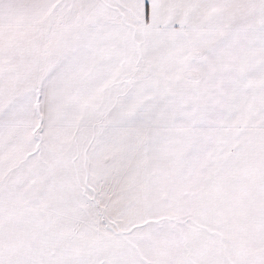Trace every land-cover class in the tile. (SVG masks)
I'll use <instances>...</instances> for the list:
<instances>
[{
  "label": "snow or ice",
  "instance_id": "1",
  "mask_svg": "<svg viewBox=\"0 0 264 264\" xmlns=\"http://www.w3.org/2000/svg\"><path fill=\"white\" fill-rule=\"evenodd\" d=\"M0 264H264V0H0Z\"/></svg>",
  "mask_w": 264,
  "mask_h": 264
}]
</instances>
